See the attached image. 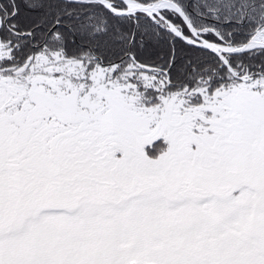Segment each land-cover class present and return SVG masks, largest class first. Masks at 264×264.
Returning <instances> with one entry per match:
<instances>
[{
    "label": "snow or ice",
    "instance_id": "snow-or-ice-1",
    "mask_svg": "<svg viewBox=\"0 0 264 264\" xmlns=\"http://www.w3.org/2000/svg\"><path fill=\"white\" fill-rule=\"evenodd\" d=\"M0 264H264V0H0Z\"/></svg>",
    "mask_w": 264,
    "mask_h": 264
}]
</instances>
